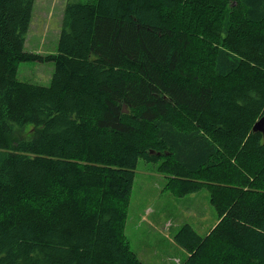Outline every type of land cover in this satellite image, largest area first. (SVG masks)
<instances>
[{
	"label": "trees",
	"instance_id": "obj_1",
	"mask_svg": "<svg viewBox=\"0 0 264 264\" xmlns=\"http://www.w3.org/2000/svg\"><path fill=\"white\" fill-rule=\"evenodd\" d=\"M33 4L0 0V264H146L124 234L140 159L209 191L182 264H264V0H68L45 56ZM26 61L49 85L17 80Z\"/></svg>",
	"mask_w": 264,
	"mask_h": 264
},
{
	"label": "rangeland",
	"instance_id": "obj_2",
	"mask_svg": "<svg viewBox=\"0 0 264 264\" xmlns=\"http://www.w3.org/2000/svg\"><path fill=\"white\" fill-rule=\"evenodd\" d=\"M67 1L34 0L24 51L42 56L56 53L59 24ZM52 64L20 62L17 80L47 86ZM155 166L140 159L135 167L124 234L130 249L143 263L177 264L176 260H185L187 254L174 241L176 231L188 224L200 236H205L216 224L217 214L207 189L177 197L164 188L167 178Z\"/></svg>",
	"mask_w": 264,
	"mask_h": 264
},
{
	"label": "water",
	"instance_id": "obj_3",
	"mask_svg": "<svg viewBox=\"0 0 264 264\" xmlns=\"http://www.w3.org/2000/svg\"><path fill=\"white\" fill-rule=\"evenodd\" d=\"M123 112H127L125 109V106H123ZM253 132H259L262 136H264V116H262L260 119H258L256 122H254L252 126ZM150 153H153L152 151ZM160 154H157L159 156Z\"/></svg>",
	"mask_w": 264,
	"mask_h": 264
},
{
	"label": "crops",
	"instance_id": "obj_4",
	"mask_svg": "<svg viewBox=\"0 0 264 264\" xmlns=\"http://www.w3.org/2000/svg\"><path fill=\"white\" fill-rule=\"evenodd\" d=\"M150 214V213H149ZM184 251V250H183ZM185 252V251H184ZM186 254H187V252H185ZM188 255V254H187ZM187 257V256H186ZM186 259V258H185ZM184 261V260H183ZM183 261H181V260H176V262H178L177 264H182V262Z\"/></svg>",
	"mask_w": 264,
	"mask_h": 264
}]
</instances>
